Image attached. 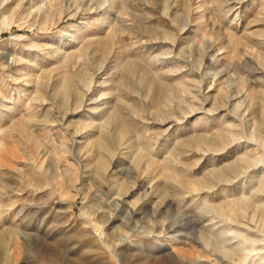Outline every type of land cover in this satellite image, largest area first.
Masks as SVG:
<instances>
[{
    "label": "rangeland",
    "instance_id": "1",
    "mask_svg": "<svg viewBox=\"0 0 264 264\" xmlns=\"http://www.w3.org/2000/svg\"><path fill=\"white\" fill-rule=\"evenodd\" d=\"M248 252L264 264V0H0V264Z\"/></svg>",
    "mask_w": 264,
    "mask_h": 264
},
{
    "label": "bare ground",
    "instance_id": "2",
    "mask_svg": "<svg viewBox=\"0 0 264 264\" xmlns=\"http://www.w3.org/2000/svg\"><path fill=\"white\" fill-rule=\"evenodd\" d=\"M229 202V201H228ZM232 203V202H231ZM246 203V202H245ZM246 205V204H245ZM235 209V208H234ZM238 209V208H237ZM241 212H242V210H241ZM247 232H249V229H248V231ZM241 238H243V237H241ZM234 251V250H233ZM229 252V251H228ZM233 253V252H232ZM251 253H252V251H251ZM251 253H247L246 254V256L244 257V259H242L241 260V263L242 264H247L248 263V261L250 260V256H251ZM227 254V253H226ZM115 255V254H114ZM232 255V254H231ZM227 257L229 258L230 257V254L228 253V255H227ZM230 259V258H229ZM227 261V260H226Z\"/></svg>",
    "mask_w": 264,
    "mask_h": 264
}]
</instances>
